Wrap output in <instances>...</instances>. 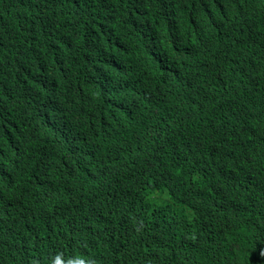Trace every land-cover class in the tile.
Instances as JSON below:
<instances>
[{"label": "trees", "instance_id": "obj_1", "mask_svg": "<svg viewBox=\"0 0 264 264\" xmlns=\"http://www.w3.org/2000/svg\"><path fill=\"white\" fill-rule=\"evenodd\" d=\"M264 264V0H0V264Z\"/></svg>", "mask_w": 264, "mask_h": 264}, {"label": "clouds", "instance_id": "obj_2", "mask_svg": "<svg viewBox=\"0 0 264 264\" xmlns=\"http://www.w3.org/2000/svg\"><path fill=\"white\" fill-rule=\"evenodd\" d=\"M230 241L223 238V237H212L208 242V247L206 251H203L200 255V261L203 264H212L214 263L219 256L221 255L224 248L230 244ZM255 252L258 256V258L261 260L264 257V243L258 246L255 249ZM138 264H156L155 262L151 261H144L140 262Z\"/></svg>", "mask_w": 264, "mask_h": 264}]
</instances>
